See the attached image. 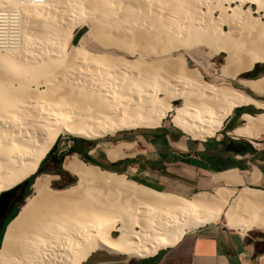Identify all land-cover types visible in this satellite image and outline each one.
<instances>
[{"label": "bare ground", "instance_id": "1", "mask_svg": "<svg viewBox=\"0 0 264 264\" xmlns=\"http://www.w3.org/2000/svg\"><path fill=\"white\" fill-rule=\"evenodd\" d=\"M0 21V195L33 177L31 195L6 226L0 264H82L97 251L149 257L220 216L239 234L264 230V190L184 198L76 155L62 163L77 179L72 186L54 190L56 177L38 173L61 133L93 141L155 130L171 113L172 127L205 141L235 109L264 110L235 88L205 81L183 54L159 58L193 46L205 47L207 58L223 53L220 76L264 95V75L242 77L264 64V0H0ZM80 26L99 48L84 47L83 38L71 44ZM241 119L233 135L264 134V113ZM122 145L107 151L109 159Z\"/></svg>", "mask_w": 264, "mask_h": 264}, {"label": "crops", "instance_id": "2", "mask_svg": "<svg viewBox=\"0 0 264 264\" xmlns=\"http://www.w3.org/2000/svg\"><path fill=\"white\" fill-rule=\"evenodd\" d=\"M249 107L253 106L235 109L225 121L221 133L205 141L185 139L163 129L147 140L122 142L127 145L120 147L121 157L114 160L107 155L109 149H102L99 144L79 148L73 141L69 149L89 156L96 164L111 171L134 175L152 189L181 197L208 193L218 188L233 190L249 187L262 190L264 138L260 136L264 135L257 138L236 137L229 141L223 138L225 128L232 131L240 127L243 114L254 115ZM228 142L241 151H226L224 146ZM75 155L80 157L78 153H73L67 158ZM245 235L212 223L186 232L175 245L160 249L149 257L97 251L91 253L82 264H90V261L94 264H249L255 256V259L261 256L253 252Z\"/></svg>", "mask_w": 264, "mask_h": 264}, {"label": "rangeland", "instance_id": "3", "mask_svg": "<svg viewBox=\"0 0 264 264\" xmlns=\"http://www.w3.org/2000/svg\"><path fill=\"white\" fill-rule=\"evenodd\" d=\"M0 26H1V21H0ZM82 27L83 26H80L78 29H80ZM73 28L74 29H72V30H73V34H74L78 29L75 27H73ZM0 29H1V27H0ZM26 30H28V29H26ZM81 38H83V40H84L83 46L86 48L95 49V48L100 47V44H98L97 42H93V41L88 39V37L86 36V32L81 36ZM104 48H105V46H104ZM110 49L113 50V52L117 55H123L126 58H133V57L129 56L128 53H126L127 51L125 49L123 50L120 47H110ZM206 52H207V49L203 46H193V47H188V48L186 47V48L179 49L178 51H174L173 53L165 54L159 58L174 57V56H177L179 54H183L189 63V67H191V69H197L205 81L212 83V84H216V85H228L232 88H235V89L241 91L243 94H245L249 97H252L256 101L264 104V95L253 94L249 90L240 86L236 80L226 79V78H222L220 76L219 72H220L222 65L224 64V60H223L224 54L223 53L220 54L219 56H216L213 58H207ZM114 53H111V54L115 55ZM134 57H142L144 59H153V58H145V56H143V55H136V56L134 55ZM263 75H264V64H260V65H255L253 67V69L247 75H244L242 77L243 78L258 79ZM249 109L251 111H258L259 110V109H254L253 107H249ZM259 111H264V110H259ZM257 115L258 114L252 115V116H257ZM170 116H171V113H169L168 116L162 121L161 126L155 130H136V131H130V132H121V133L115 134L112 137H105V138L97 139V140H93V141H86V140L79 139V138H73L67 134L61 133L57 137L56 142L54 143V145L50 149V151L52 153H54L55 155L64 154V157L62 159L61 164L60 165L55 164V165L51 166L50 160L44 161V159H43L42 162L40 163V166H39L40 168L38 169V173H46V174H49L52 176H58L50 184L52 189H54V190H62L64 188H67L69 186L74 185L77 182V179L75 177L72 178L69 176H65L64 174L62 176L59 175L62 171H64L62 168L63 160L66 159L67 156L72 155V154H69L68 151H69V146L71 145V143L73 141L75 142V145L78 146L79 148H87L89 144H99L102 149H110L112 146H114L118 142L131 143V142H135L138 140H140V141L147 140V139H149V137L153 136L154 133H157L158 131H161L163 129H166L167 131L173 133L174 135H176L178 137H183L185 139H189L188 137L183 135L180 131H178L177 129L172 127V125L169 122ZM224 123H223V125H224ZM244 125H245V123L242 120V122L240 123V127H243ZM222 127H221V129H222ZM220 130L216 133V135L220 132ZM232 131H227V129L225 128V130H223V133H226V135H223V138L228 140V141L236 138L237 136L233 135ZM259 135H264V134L257 133L256 138L259 137ZM260 137L264 138V136H260ZM78 159L81 160L84 164L89 165V163L84 162L80 157H78ZM49 168L51 169V172L47 173V170ZM97 168H99L100 170H103L100 167H97ZM103 171H106V170H103ZM109 172H114V173L120 174V175L123 174L127 180L134 181L136 183L150 187L147 184L143 183L141 180L137 179L134 175L120 173L119 171H109ZM60 178H62V179H60ZM29 187H27L26 184L24 185V189L17 194V196L14 199V204H12L15 207L14 211H12V213H10V214L7 213V215L9 217H8L7 223L5 224L4 229L1 233L0 246L2 243V238H3L4 232H5L6 226L8 225L10 220L17 214V212L19 211L21 206L24 204L25 199L31 195ZM242 188H244V187H242ZM239 189H241V188L233 189L232 191L238 192ZM262 190H264V189H262ZM208 193L212 194L213 191L208 192ZM195 194H197V193H192V194L186 195L184 197L190 198L191 196H193ZM216 223L224 226L223 217L220 216V218L218 219V221ZM231 231H233V230H231ZM245 234H246L245 236L248 237L247 242L253 248V252L255 254H257L258 256L264 255V230L255 229V230L248 232V233H245ZM112 235L117 236L118 233L114 232ZM255 258H256V256L254 257V260L249 264H259V257H257V259H255Z\"/></svg>", "mask_w": 264, "mask_h": 264}, {"label": "trees", "instance_id": "4", "mask_svg": "<svg viewBox=\"0 0 264 264\" xmlns=\"http://www.w3.org/2000/svg\"><path fill=\"white\" fill-rule=\"evenodd\" d=\"M259 113H264V111H252L251 114H259ZM225 150L228 151V152H240L241 150L235 146L232 142H228L227 144H225L224 146ZM69 154H73V153H78L81 157V159L86 162V163H89V164H92V165H95V166H98L100 168H102L103 170H110V169H107V168H104L102 166H99L98 164H96L89 156L87 155H81V153L75 151L73 148H70L69 151H68ZM64 157V154H59V155H55L54 153H52L51 151L46 155V157L44 158V161L45 160H50L51 162V166L57 164V165H60L61 162H62V159ZM42 165V164H41ZM40 168V167H39ZM111 171V170H110ZM51 172V169L49 168L47 170V173H50ZM65 175V176H68L64 171H62L59 175L62 176V175ZM32 179H30L29 181H27L26 183H24V185L26 184L27 187H29L31 185V181ZM12 204H14V201L12 202ZM11 205L9 211H8V214L12 213V211H14L15 207ZM8 215L4 218V220L2 221L1 225H0V238H1V233L4 229V226L5 224L7 223V220H8Z\"/></svg>", "mask_w": 264, "mask_h": 264}, {"label": "water", "instance_id": "5", "mask_svg": "<svg viewBox=\"0 0 264 264\" xmlns=\"http://www.w3.org/2000/svg\"><path fill=\"white\" fill-rule=\"evenodd\" d=\"M86 30H87L86 27H82V28L78 29L75 32V34L73 35L71 44L76 45L77 42L79 41V39L81 38V36L86 32ZM55 177H58V176H55ZM30 179H33V177H30L29 179L25 180L21 184L13 187L9 191H6L0 195V225H1L2 221L4 220V218L6 217V215L9 211V209L12 205V202L14 201L18 191H20V189L23 188L24 183H26ZM29 189H30V187H29Z\"/></svg>", "mask_w": 264, "mask_h": 264}, {"label": "built area", "instance_id": "6", "mask_svg": "<svg viewBox=\"0 0 264 264\" xmlns=\"http://www.w3.org/2000/svg\"><path fill=\"white\" fill-rule=\"evenodd\" d=\"M24 2H27V3H39L41 2V0H22Z\"/></svg>", "mask_w": 264, "mask_h": 264}, {"label": "snow or ice", "instance_id": "7", "mask_svg": "<svg viewBox=\"0 0 264 264\" xmlns=\"http://www.w3.org/2000/svg\"><path fill=\"white\" fill-rule=\"evenodd\" d=\"M90 264H94V262L90 261ZM95 264H99V262H95Z\"/></svg>", "mask_w": 264, "mask_h": 264}, {"label": "flooded vegetation", "instance_id": "8", "mask_svg": "<svg viewBox=\"0 0 264 264\" xmlns=\"http://www.w3.org/2000/svg\"><path fill=\"white\" fill-rule=\"evenodd\" d=\"M60 179H62V178H60ZM23 189H24V186H23V188H22V189H20V191H22ZM20 191H18V193H19ZM18 193H17V194H18ZM16 196H17V195H16Z\"/></svg>", "mask_w": 264, "mask_h": 264}]
</instances>
